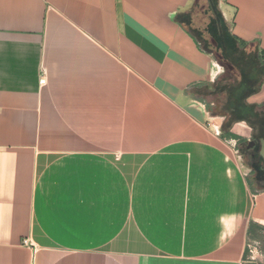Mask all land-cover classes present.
Instances as JSON below:
<instances>
[{
  "label": "crops",
  "instance_id": "crops-1",
  "mask_svg": "<svg viewBox=\"0 0 264 264\" xmlns=\"http://www.w3.org/2000/svg\"><path fill=\"white\" fill-rule=\"evenodd\" d=\"M196 1L0 0V264H246L264 190L198 97ZM218 9L264 51V0Z\"/></svg>",
  "mask_w": 264,
  "mask_h": 264
},
{
  "label": "trees",
  "instance_id": "trees-1",
  "mask_svg": "<svg viewBox=\"0 0 264 264\" xmlns=\"http://www.w3.org/2000/svg\"><path fill=\"white\" fill-rule=\"evenodd\" d=\"M218 3L219 0H197L191 11L178 17L196 35L202 48L213 54L229 74L212 85L215 94L224 98V104L214 110L208 106V111L213 117L225 118L222 125L225 137L239 143L245 141L231 133L232 125L244 121L254 134L264 139V103H248L249 98L260 93L264 85V51L257 43L242 41L231 33ZM212 86L206 85L209 89ZM256 179L259 184H264V172L257 169ZM246 251L245 255L248 249Z\"/></svg>",
  "mask_w": 264,
  "mask_h": 264
},
{
  "label": "rangeland",
  "instance_id": "rangeland-1",
  "mask_svg": "<svg viewBox=\"0 0 264 264\" xmlns=\"http://www.w3.org/2000/svg\"><path fill=\"white\" fill-rule=\"evenodd\" d=\"M213 57L218 62V60L216 59V57L214 55H213ZM219 65L222 68V73L219 76V78L215 81V83L217 81L221 80L222 78L229 76L227 69L223 65H221L220 63H219ZM214 84H212V85H214ZM198 94H199L198 97L200 98V100L207 107L209 106L213 110L219 106L222 107V105L225 102V100L222 96L215 94V87H213V86H212V88L210 87V89H209V87L208 88L203 87V88L199 89ZM255 99L256 98L252 96L251 98H249L248 103L254 102ZM261 104H263V103H258V97H257V105H261ZM211 116H212V114H211ZM222 118H224V117H222ZM224 121H225V118L223 119V123H224ZM235 124H239V126L237 127L238 132H242L243 129H245V131H246L245 137L238 136V137L244 139L245 141H243L241 143L237 142L235 144V147L237 148L236 154H237L240 162L245 167V170L247 172V174H246L247 182L250 186L251 191L253 193L256 191H261L264 188V184H262V183L259 184L257 182V179H256L257 174H255V172L252 170L251 162L248 160V157H247L248 152L246 151V148H245L246 142L252 138V128L244 121L238 122ZM234 125H232L231 128H233ZM263 166H264V164H263ZM248 243H250L252 246H254L257 250V253L255 254V264H264V233L261 232L260 230H258L257 232H255L254 236L249 237ZM249 256H250V253L248 252V257Z\"/></svg>",
  "mask_w": 264,
  "mask_h": 264
},
{
  "label": "flooded vegetation",
  "instance_id": "flooded-vegetation-1",
  "mask_svg": "<svg viewBox=\"0 0 264 264\" xmlns=\"http://www.w3.org/2000/svg\"><path fill=\"white\" fill-rule=\"evenodd\" d=\"M260 138L254 134V131L252 129V138L246 142L245 148L248 152V160L251 162V166L253 167V171H255V174H257L258 171L264 172V161L260 157ZM257 176V175H256Z\"/></svg>",
  "mask_w": 264,
  "mask_h": 264
},
{
  "label": "built area",
  "instance_id": "built-area-1",
  "mask_svg": "<svg viewBox=\"0 0 264 264\" xmlns=\"http://www.w3.org/2000/svg\"><path fill=\"white\" fill-rule=\"evenodd\" d=\"M46 82L45 80V74L44 72L42 73L41 79H40V83L44 84ZM26 243H28V240L26 241ZM247 249L248 252L250 253V256L246 262V264H255V254L257 253V250L254 246H252L250 243L247 244Z\"/></svg>",
  "mask_w": 264,
  "mask_h": 264
},
{
  "label": "water",
  "instance_id": "water-1",
  "mask_svg": "<svg viewBox=\"0 0 264 264\" xmlns=\"http://www.w3.org/2000/svg\"><path fill=\"white\" fill-rule=\"evenodd\" d=\"M260 144H261V146H260V152H259V154H260V157L264 161V139H261L260 140Z\"/></svg>",
  "mask_w": 264,
  "mask_h": 264
}]
</instances>
